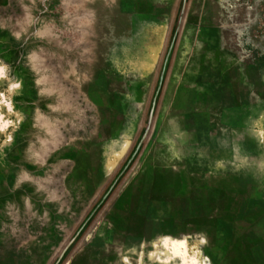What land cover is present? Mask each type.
Wrapping results in <instances>:
<instances>
[{
	"label": "rangeland",
	"instance_id": "374dc122",
	"mask_svg": "<svg viewBox=\"0 0 264 264\" xmlns=\"http://www.w3.org/2000/svg\"><path fill=\"white\" fill-rule=\"evenodd\" d=\"M205 1L187 0L175 35L184 0H99L115 33L100 30L97 93L84 92L81 112L60 113L52 126L66 135L39 136L38 156L18 140L0 152V264H264V106L240 113L233 89L223 96L203 34V13L213 22L222 9ZM245 1L256 4L250 36L264 52V0ZM23 5L25 21L46 18V0L2 3L9 13ZM14 65L3 57L0 94L46 75ZM26 91V108L46 112V89ZM2 113L5 140L17 106Z\"/></svg>",
	"mask_w": 264,
	"mask_h": 264
},
{
	"label": "crops",
	"instance_id": "0c3cea01",
	"mask_svg": "<svg viewBox=\"0 0 264 264\" xmlns=\"http://www.w3.org/2000/svg\"><path fill=\"white\" fill-rule=\"evenodd\" d=\"M216 1L206 0L205 10H213ZM233 1L218 0L222 11L220 10L217 17H213V22L206 19V12L203 13V34L208 43L206 51L210 56L209 65L213 68L212 72H216L219 79H224L225 84H218L223 85V96L226 98V90L232 88L229 102L235 107V111L253 114L259 111V106H264V52L260 41L251 39L250 36L251 28L255 26L257 9L256 4L252 5L245 0ZM3 2L4 0H0V88H3L4 83V56L17 62L18 65H14L15 72L42 71L46 72V76L32 82L12 80L6 87L7 92L0 94V152H14L8 146L18 140V146H22L18 151H24V145L28 142L29 151L35 146L38 151L35 154L38 156L42 152L39 147L43 145L39 136L46 141V131H49L46 124L51 122L52 115L54 119H58L60 113H64V121L68 105L74 106L75 113L76 106L79 105L81 112L84 92L87 97H92L93 91L97 93L100 30L105 31L106 36L110 35V39L114 40L115 24L109 19V14L104 12L106 8L102 7L103 11L100 13L99 0H46V18L40 22L24 20L25 5L22 10L19 8L9 13L3 9ZM226 8H232L233 12L226 13ZM100 16L103 17L102 24ZM10 24V27L6 26ZM15 24L18 27H15ZM19 24H24L25 27H19ZM40 55L44 58L40 59ZM71 63H74V66ZM228 76L230 85H227L225 80ZM38 87L47 88L46 101L45 98L42 101V104L46 105V112H40L39 108L31 112L26 108V105L35 104V100H32L33 97L31 98L26 90ZM9 92L14 97L6 100L4 95ZM225 102L226 100L223 104ZM220 103L221 101L218 104ZM4 106L12 116L17 106V115L11 118L9 125L14 127L17 133L7 136L5 140L2 139L6 132L3 128ZM52 106H58V110L53 108V114ZM220 110L218 108V112ZM27 122L30 130L23 136L21 131ZM44 152L46 153V150Z\"/></svg>",
	"mask_w": 264,
	"mask_h": 264
},
{
	"label": "water",
	"instance_id": "95a60500",
	"mask_svg": "<svg viewBox=\"0 0 264 264\" xmlns=\"http://www.w3.org/2000/svg\"><path fill=\"white\" fill-rule=\"evenodd\" d=\"M186 4H187V0H184V4H183V8H182V11H181V14L179 16V22H178V27H177V31L178 29L180 28L182 22H183V19H184V16H185V12H186ZM173 45H174V41L172 42V46L170 48V52H169V55H168V58H167V62L169 60V57H170V54H171V51H172V48H173ZM166 62V64H167ZM164 75V74H163ZM158 93H159V90L157 92V95L155 97V101H154V107L153 109L151 110V113H150V116H149V121L146 125V130H145V133H144V136L139 144V146L142 144V142L148 137V135L150 134L151 130H152V126H153V123H154V108H155V104H156V100H157V97H158ZM136 153V152H135ZM135 153L134 155L132 156V158L135 156ZM131 158V159H132ZM131 161V160H130ZM130 163V162H129ZM128 163V164H129ZM124 171V170H123ZM96 211V210H94ZM94 213V212H93ZM92 213V214H93ZM88 222V220L85 222V224L82 226L81 230L83 229V227L86 225V223ZM81 230L73 237L71 238L70 240H68V242L63 246L60 254H59V260L58 261H61L63 259V257L65 256V254L67 253V251L70 249V247L73 245V243L75 242V240L77 239V237L79 236Z\"/></svg>",
	"mask_w": 264,
	"mask_h": 264
},
{
	"label": "bare ground",
	"instance_id": "6f19581e",
	"mask_svg": "<svg viewBox=\"0 0 264 264\" xmlns=\"http://www.w3.org/2000/svg\"><path fill=\"white\" fill-rule=\"evenodd\" d=\"M90 23H91V21H90ZM93 30V29H92ZM33 55V54H32ZM41 56V55H40ZM69 62V61H68ZM72 65L74 64V63H71ZM71 64H70V66H71ZM74 66V65H73ZM86 73V72H85ZM80 74V73H79ZM46 76V75H45ZM52 88V87H51ZM79 88V87H78ZM47 89V88H46ZM60 94V93H59ZM54 107V106H53ZM53 107H52V109H53ZM58 107V106H57ZM69 109V107H67V110ZM39 115V114H38ZM66 116V115H65ZM70 117H71V115H70ZM53 118V117H52ZM80 119V118H79ZM53 120H54V122H53ZM49 121V120H48ZM56 120L55 119H51V122L49 121V123L47 122V124H46V128L49 130V131H51L52 133H54V138L56 139H59V135L60 134H65V133H59V135L57 134V133H55L56 132V130H55V128L52 126V125H54L56 122H55ZM65 124V123H64ZM55 126V125H54ZM153 127V126H152ZM58 128V127H57ZM59 130V129H58ZM57 130V131H58ZM57 134V135H56ZM66 135V134H65ZM64 135V136H65ZM63 136V137H64ZM43 142V141H42ZM45 143V142H44ZM55 143H57V140H55ZM34 149V148H33ZM44 150V149H43ZM34 151V150H33ZM42 151V150H41ZM43 157V156H42ZM41 159H44V158H41ZM44 162V161H43ZM25 176V175H24ZM37 179V178H36ZM38 184L41 182V179L40 178H38ZM45 189H46V185H44L43 186ZM51 192V191H50ZM53 194V193H52Z\"/></svg>",
	"mask_w": 264,
	"mask_h": 264
}]
</instances>
